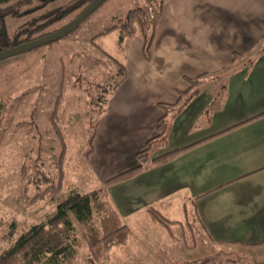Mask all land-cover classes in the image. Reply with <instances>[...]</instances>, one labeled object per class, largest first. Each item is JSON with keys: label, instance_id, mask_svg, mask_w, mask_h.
Here are the masks:
<instances>
[{"label": "crops", "instance_id": "0c3cea01", "mask_svg": "<svg viewBox=\"0 0 264 264\" xmlns=\"http://www.w3.org/2000/svg\"><path fill=\"white\" fill-rule=\"evenodd\" d=\"M262 46L264 0H163L146 52L139 36L121 43L125 76L96 123L88 160L101 181L135 165V153L156 133L158 103L173 104L182 94L166 146L153 156L205 139L108 191L124 221L149 218L146 207L175 196L190 200L192 229L225 252L190 264H264V256L243 263L223 249L264 250ZM194 77L189 95L186 79Z\"/></svg>", "mask_w": 264, "mask_h": 264}, {"label": "rangeland", "instance_id": "374dc122", "mask_svg": "<svg viewBox=\"0 0 264 264\" xmlns=\"http://www.w3.org/2000/svg\"><path fill=\"white\" fill-rule=\"evenodd\" d=\"M20 1L0 5L18 2L13 7L15 14L5 16L1 23L8 40L25 38L27 29H33L26 32L29 38L46 35L68 23L88 0H80L81 5L73 10L70 5L79 0H52L43 6L37 0ZM160 1L103 0L58 39L0 59V101L4 102L0 116L1 220L14 218L22 225L41 222L68 191L86 193L104 187L88 155L90 135L102 117L97 93L102 85L117 78V67L104 54L115 50L116 32L93 35L113 17L123 16L135 7L149 6L150 19H156ZM59 170L62 179L52 194L47 187L57 184ZM37 178L41 180L34 183ZM108 194L111 199L110 191ZM181 197L153 206L163 217L178 220L181 225L165 226L148 217L130 216L123 221L131 235L122 246L105 248L99 240L90 245L74 221L79 237L76 264H190L224 254L216 253V248L202 239L198 227L192 229L191 225H196L191 220L193 206ZM7 244V240L0 239V250ZM223 249L243 263L252 256H264L259 246Z\"/></svg>", "mask_w": 264, "mask_h": 264}, {"label": "trees", "instance_id": "16d2710c", "mask_svg": "<svg viewBox=\"0 0 264 264\" xmlns=\"http://www.w3.org/2000/svg\"><path fill=\"white\" fill-rule=\"evenodd\" d=\"M8 1L10 0H0V5ZM30 1L31 0H21L20 2L24 3ZM37 1L40 2V6H43L52 0ZM90 1L91 0H88L81 6L79 12ZM162 1L163 0H161L157 6L155 18H157L159 14ZM16 3L0 7V26L5 16L15 14V8L13 7ZM80 5L81 1L79 0L70 5V10L78 8ZM148 8L149 6L146 8L135 7L128 10L123 16H115L107 26L103 27L96 35H93V37H99L112 31L116 32V37L114 39L116 43L115 50L111 53H103L107 58H111L112 63L117 67L114 71L117 78L111 83L102 85L99 93H97L98 96L96 100L100 105L98 113L103 112L109 95L125 76L123 64L118 57L122 53V41L126 38L139 36L143 40L144 52H146L149 46L156 19H150ZM32 30L27 29L26 32L29 33ZM26 32L25 38L19 41L30 39V34ZM5 39L10 41L6 36ZM261 49L264 50V46H262ZM186 82L188 83L187 91L190 90L189 95L194 94L196 90H193V88L197 83V78H188ZM178 95V99L173 104L158 103V107L161 109L162 114L156 122V133L145 141L142 149L135 153L134 157L137 163L106 178L102 183L104 187L86 193L68 191L66 196L57 202L55 208L47 213L44 221L41 222L22 225L14 218L9 220L0 219V239L8 241L7 246L0 250V264H76L79 237L77 233L78 228H76L74 221L78 223V226L82 229L81 233L83 237L88 240L90 245H93L97 240L102 241L101 244L105 248L125 245L127 239L131 235V231L129 226L124 223L118 214L106 188L112 184L138 175L149 166L164 164L173 159L180 152L205 139L152 156L155 151L166 146L171 116L180 111L183 104H185V99L181 100L182 94ZM3 108L4 102L0 101V116ZM262 114H264V112L257 116ZM203 119L204 124L209 122L208 110L204 111ZM197 125L198 124L194 125L193 128L197 127ZM93 135L94 134L90 135V144ZM89 152L90 150L87 151V153ZM58 159L60 160V158ZM57 163H59V161ZM43 178V181L47 180L46 177ZM61 179L62 173L59 170L57 171V184L48 185L47 187L52 194L58 188ZM40 180L41 179L37 178L34 183ZM145 212L148 214L151 221H159L162 225L168 226L173 223L181 225L180 221H170L166 219L152 206L146 207ZM204 262L206 261L202 263Z\"/></svg>", "mask_w": 264, "mask_h": 264}, {"label": "water", "instance_id": "95a60500", "mask_svg": "<svg viewBox=\"0 0 264 264\" xmlns=\"http://www.w3.org/2000/svg\"><path fill=\"white\" fill-rule=\"evenodd\" d=\"M103 0H91L79 13H77L73 19H71L68 23L60 27L59 29L43 35L41 37H37L30 41L18 44L16 46L10 47L8 49L0 51V59L14 55L16 53L22 52L29 48L39 46L41 44L53 41L61 37L67 31L73 29L93 8L99 5Z\"/></svg>", "mask_w": 264, "mask_h": 264}, {"label": "flooded vegetation", "instance_id": "af4514ba", "mask_svg": "<svg viewBox=\"0 0 264 264\" xmlns=\"http://www.w3.org/2000/svg\"><path fill=\"white\" fill-rule=\"evenodd\" d=\"M65 25V24H64ZM63 26V25H62ZM61 26V27H62ZM60 28V27H59ZM59 28H57V29H59ZM57 29H55V30H57ZM55 30H53V31H55ZM4 31V32H3ZM53 31H51V32H53ZM51 32H48V33H46V34H49V33H51ZM5 28H4V26L3 25H1L0 26V51H2V50H5V49H8V48H10V47H13V46H16V45H18V44H21V43H24V42H27V41H30V40H32V39H35V38H37V37H40V36H37V37H35V38H30V39H28V40H23V41H19L16 37H12L11 39H10V41H7L6 39H5ZM15 42V43H14ZM14 43V44H13Z\"/></svg>", "mask_w": 264, "mask_h": 264}]
</instances>
